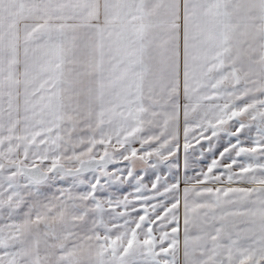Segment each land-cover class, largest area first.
I'll use <instances>...</instances> for the list:
<instances>
[{
  "label": "snow or ice",
  "instance_id": "6c2138e0",
  "mask_svg": "<svg viewBox=\"0 0 264 264\" xmlns=\"http://www.w3.org/2000/svg\"><path fill=\"white\" fill-rule=\"evenodd\" d=\"M0 264H264V0H0Z\"/></svg>",
  "mask_w": 264,
  "mask_h": 264
}]
</instances>
